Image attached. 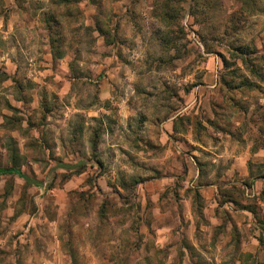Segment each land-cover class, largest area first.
I'll return each mask as SVG.
<instances>
[{
	"label": "clouds",
	"instance_id": "1",
	"mask_svg": "<svg viewBox=\"0 0 264 264\" xmlns=\"http://www.w3.org/2000/svg\"><path fill=\"white\" fill-rule=\"evenodd\" d=\"M0 264H264V0H0Z\"/></svg>",
	"mask_w": 264,
	"mask_h": 264
}]
</instances>
